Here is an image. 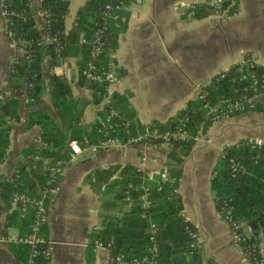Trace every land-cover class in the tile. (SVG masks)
I'll return each mask as SVG.
<instances>
[{
  "label": "crops",
  "instance_id": "0c3cea01",
  "mask_svg": "<svg viewBox=\"0 0 264 264\" xmlns=\"http://www.w3.org/2000/svg\"><path fill=\"white\" fill-rule=\"evenodd\" d=\"M86 0H69L64 31L73 26L76 12ZM208 0H129L124 5L125 27L117 45L109 54L108 65L118 79L111 93L125 97V106L138 125L161 123L184 109L200 86L215 75L250 56L264 67V0H224L228 17L215 20L204 7ZM39 37L46 40L44 21L39 16V0H27ZM188 5L202 8L188 19ZM230 9V11H229ZM204 10L207 12L205 14ZM22 50L11 47L0 15V96L11 95L7 88L8 69ZM48 56H42L40 77L47 82L50 74L63 76L73 99L84 103L79 120L82 130L99 122L104 102H92L91 93L78 82L81 55L60 58L49 68ZM18 121H10L8 147L0 163V181L14 175L20 151L37 139L39 128L24 129L27 98L17 97ZM258 110L219 120L200 134L190 152L178 165L171 162L173 148L160 144L128 145L108 148L94 154L82 153L70 158L68 144L62 170L45 200L44 225L48 264H109V253L92 248V236L109 219L127 213L129 205L116 198L118 179L124 168L141 174L146 185L154 183L171 168L179 170L176 178L180 215L196 234L201 264H251L238 254L231 243L230 231L215 210L211 179L221 152L247 139L264 144V94L257 97ZM123 107V105H122ZM113 108V107H112ZM119 115V111L113 108ZM38 110L48 113L55 122L49 95L40 97ZM178 151L176 154L178 155ZM46 161V160H45ZM110 172L97 182L96 175ZM0 214V264H20L4 242V235L16 236V230L3 229L6 213ZM264 264V244H260Z\"/></svg>",
  "mask_w": 264,
  "mask_h": 264
},
{
  "label": "trees",
  "instance_id": "16d2710c",
  "mask_svg": "<svg viewBox=\"0 0 264 264\" xmlns=\"http://www.w3.org/2000/svg\"><path fill=\"white\" fill-rule=\"evenodd\" d=\"M120 1L124 5L127 3L125 0H86L76 12L73 26L65 32L64 18L67 15L69 0H39V10L46 11L47 14L46 34L49 39L47 42H43L39 37L35 21L29 14L27 0L5 1L6 10L12 13L7 18V28L12 39L17 40L23 49L21 57L15 59L8 69L7 88L11 95L0 99V163L3 162L8 147V135L11 129L9 122L18 121V96L24 94L27 98L26 105L29 112L24 129L37 126L39 134L34 142L20 151V161L14 165L13 177L0 181V214L2 207L6 211L10 208L13 192L25 193L32 197L36 195L47 179L46 175L40 171L43 161L53 163L66 160L68 157L66 146L69 142H75L78 145H82L84 141L95 144L104 138L102 133H99L100 130L103 133L108 132L110 137L124 139L123 124L126 121L130 122L128 126L130 133L143 127L134 121L131 111L125 106V97L111 93L110 106L119 111L118 117L112 119L117 126L112 130L105 128L107 107H104L99 113V122L92 124L86 131L82 130L79 127V120L84 103L72 98L64 77L50 74L46 83H43L40 77V62L44 55L48 56V65L51 68L58 59L78 52L81 55L79 73L87 60L88 44L94 39L95 34L99 36V41L103 44L100 65L107 66L109 54L116 48L118 36L124 30L125 16L123 9L105 11L104 6L112 7ZM226 5L227 3L224 2L223 7L226 8ZM200 11H202L201 7L197 9V16ZM204 12L207 13L205 10ZM106 13L118 15V28L113 25L110 16ZM97 30L99 32L96 33ZM80 38L84 40V44H80ZM52 40L57 41L58 46ZM236 69L237 66H231L225 73H218L208 84L202 86L201 90L206 93L204 100L199 101L193 97L174 117L161 123L150 124L157 127L160 132H172L176 130L179 121L185 122L184 130L188 137L183 141L170 143L173 148L172 153L169 154L171 162L178 165L180 160L190 152L195 138L204 133L210 125L206 121L205 111L199 108L202 104L207 102L213 104L220 96L233 99L243 93L240 89L246 87L248 83L237 81ZM252 71L259 78L264 75L262 66L254 65ZM78 82L90 91L92 102L99 104L101 95L105 93L104 89L97 84L85 82L79 74ZM44 92L49 95L57 122L48 113L38 110L40 97ZM246 95L250 94L246 93ZM254 103L256 111L258 106L256 101ZM150 143L160 144L158 140ZM225 152L244 166L245 174L231 179L226 162L218 159L214 168V177L210 182L211 189L217 198L215 210L217 212L222 209L228 210L233 220L248 228L250 239L240 243L241 247L247 248L261 240L264 241V150L251 151L244 142H241L226 149ZM109 175L110 172L97 174V182L106 179ZM169 176L178 178L179 170L176 167L171 168ZM127 182L135 185L145 184L141 174L131 168L122 169L120 177L113 181V185L118 186V193L115 196L119 200ZM149 186L154 188L155 182L149 183ZM168 194L169 189L166 184L160 193L153 192L156 205L142 209L136 200V193H132L128 212L120 217L109 219L102 230L92 236V239H99L102 242L112 240L113 249L109 253V258L117 253L123 254L127 260L139 258L145 254V248L148 245L149 223H154L156 227L154 238L159 249L158 264H201L197 242L195 243L197 248H190L194 241L187 235V230L194 231V229L180 215V199L178 197L166 200ZM142 213L145 215L144 218L140 217ZM32 221V211L26 208L23 217H20L19 204H17L6 213L3 229L12 228L17 232L16 238H26L31 235L29 227ZM35 236L42 238L43 243L34 244L31 247L19 242H5L20 264L48 263V259L41 254V251L47 248L44 226L38 228ZM7 237L4 235L3 239L6 240ZM260 258L256 252L252 253L249 262L254 264L260 261Z\"/></svg>",
  "mask_w": 264,
  "mask_h": 264
},
{
  "label": "built area",
  "instance_id": "2783aa9c",
  "mask_svg": "<svg viewBox=\"0 0 264 264\" xmlns=\"http://www.w3.org/2000/svg\"><path fill=\"white\" fill-rule=\"evenodd\" d=\"M6 0H0V15L3 18L5 23V29L9 37L11 38V47H18L21 50L23 49L22 45H19L17 40L12 39L9 29L7 28V18L12 13L6 10L5 6ZM129 1V0H125ZM224 0H208L204 7L208 13L211 14V17L215 20H223L228 17L226 8L223 7ZM124 8V4L122 1L118 2L115 6H104L105 11H119ZM187 9V18L194 19L196 18V6L188 5ZM39 16L44 21V27L46 30L47 27V14L46 11L39 10ZM111 22L113 25L118 28V15L113 14L109 15ZM99 30L96 31V33ZM49 39L46 34V40L43 42H47ZM51 41V39H50ZM56 46H58V42L52 40ZM80 44H84V40L80 38ZM89 45L87 60L84 62L83 67L79 70V77H81L87 83H94L101 86L104 89V92L101 95V99L104 102V107H107L106 116L104 119L105 128L107 130L114 129L117 125L113 123L112 119L118 117V113L111 108L109 103V95L112 91L115 90V87L118 84V79L114 74L113 68L110 65L102 67L101 64V53L103 50V44L99 41V36L95 34L94 39L91 41ZM14 61V60H13ZM253 59L250 56H245L237 66L238 73V82H246L248 85L240 89L241 95L235 97L233 99L227 98L225 96H220L213 104L204 103L199 108L205 111L206 121L211 125L219 120L227 119L236 114H241L248 111H253L255 109L256 104L254 103L257 97L264 94V75H261L260 78L252 71L254 66ZM228 69L221 71L220 73H225ZM209 83V82H208ZM207 83V84H208ZM30 86V85H28ZM201 87H198L195 91L194 97L202 101L206 98V93L201 90ZM236 92V89H234ZM246 93L250 95L247 96ZM0 99L2 97L0 96ZM31 101V100H29ZM130 122H124V130H125V138L119 137H110L108 132L99 131L102 133V140L97 141L95 144H89L86 141L82 145H78L75 142H69V156L70 158H75L82 153L86 154H94L98 151H102L108 148L120 149L128 145H139L150 143L151 141L158 140L160 145H165L168 148H172L171 142L175 141H183L187 139L186 131L184 130L185 122L179 121V125L177 126L175 131H163L160 132L157 127L151 126L150 124L143 125L141 129H136L133 133H130L128 128ZM197 137L195 138V140ZM244 144L251 150L255 152H259L260 150H264V144L256 139H247L244 141ZM220 159H223L226 162V167L229 172V177L234 179L238 176L245 174L244 166L236 161L233 157L227 155L225 151L221 152ZM64 161H56L49 162L43 161L42 166L40 167V171L44 173L47 179L44 182V185L37 191L34 197L29 196L25 193L21 192H13L11 194L10 203L12 206H16L19 204V213L20 217H23L25 209L29 208L33 213V221L30 224V232L26 238H16V236H8L4 242H19L22 244H26L29 246H33L34 244L43 243V239L36 237L35 233L39 227L44 226L46 224V208H45V200L49 192L51 191L52 185L55 183L57 177L60 175L62 170V165ZM136 173H139L136 170ZM212 174V178L214 177ZM141 180V179H140ZM176 179L173 177L164 174L160 177L158 181L155 182V187L151 188L148 185L143 183H139L138 185L133 184L132 182H127L122 193L121 200L130 206L131 203V194L136 193V200L139 202L140 207L142 209H148L150 207H154L156 205V201L153 198V192L160 193L164 185H168L169 194L165 198L166 200H170L172 198L177 199V187L175 184ZM173 184V185H172ZM217 201V198L214 197V203ZM221 220L227 225L230 231L231 243L237 247L238 254L242 256L244 259L249 261L252 253H257L260 256V244H264V241H259L256 245H252L247 248H243L240 246V243L245 242L250 239V232L248 228L242 223L235 221L230 216V213L226 209H222L218 212ZM141 218H144L145 215L142 213L140 215ZM149 236H148V245L145 248V254L139 258H132L127 260L123 254L117 253L115 255H111L109 259V264H158L159 257V249L155 242L154 235L156 233V227L154 223H149ZM187 235L193 239V243L190 245V248H195L196 243V234L193 230H187ZM92 248L94 250L101 249L110 253L113 249V242L111 239L106 242H102L99 239H96L92 242ZM197 248V247H196ZM41 254L48 259V249H44L41 251ZM251 263V262H250ZM48 264V263H47ZM252 264V263H251ZM254 264H262V260L254 262Z\"/></svg>",
  "mask_w": 264,
  "mask_h": 264
},
{
  "label": "rangeland",
  "instance_id": "374dc122",
  "mask_svg": "<svg viewBox=\"0 0 264 264\" xmlns=\"http://www.w3.org/2000/svg\"><path fill=\"white\" fill-rule=\"evenodd\" d=\"M102 100V99H101Z\"/></svg>",
  "mask_w": 264,
  "mask_h": 264
}]
</instances>
